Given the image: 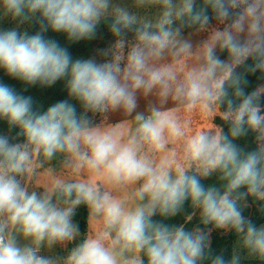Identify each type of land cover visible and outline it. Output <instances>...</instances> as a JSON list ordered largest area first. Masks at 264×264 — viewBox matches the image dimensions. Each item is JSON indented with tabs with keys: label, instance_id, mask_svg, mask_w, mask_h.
<instances>
[{
	"label": "clouds",
	"instance_id": "obj_1",
	"mask_svg": "<svg viewBox=\"0 0 264 264\" xmlns=\"http://www.w3.org/2000/svg\"><path fill=\"white\" fill-rule=\"evenodd\" d=\"M195 2L135 0L138 7L159 6L153 20L113 0H0V15L23 23L39 13L44 24L33 35L0 30V69L10 77L41 86L66 79L69 97L80 102L85 114L120 110L131 116L138 107L137 93L155 92L161 104L171 99L186 111L219 115L230 124L231 137L219 128L188 136L174 110L157 106H150L148 115L137 113L133 128H101L78 115L67 100L38 112L30 96L0 82V120L24 137L22 143H12L0 135V264H60L41 255V248L79 235L73 216L80 205L103 227L74 247L63 264H144V257L147 264H201L209 258L207 233L153 220L176 215L187 200L200 211L203 225L234 231L240 246L264 261V226L254 225L241 207L248 196L264 201V87L245 94L235 71L252 58L249 70L264 73V0H203L199 9ZM209 7L218 21L228 23L210 33L199 46L196 63L178 75L173 63L165 61L193 55L182 28L205 29ZM106 17H111L116 37L134 32L127 53L125 41L118 39L108 62L74 61L66 48L43 35L50 28L71 41L91 39ZM177 21L180 26L174 27ZM217 49L226 51L228 59H220ZM222 105L226 110L220 112ZM248 131L256 133L257 149L245 153L233 140ZM176 141H182L183 163L169 148ZM57 154L66 157L73 176L100 180L54 176L43 193L29 191L23 177ZM213 174L224 182L222 190L201 183ZM133 186L131 204L129 198L113 194ZM109 237L111 245L106 246ZM211 264H240V257L225 261L217 255Z\"/></svg>",
	"mask_w": 264,
	"mask_h": 264
},
{
	"label": "trees",
	"instance_id": "obj_2",
	"mask_svg": "<svg viewBox=\"0 0 264 264\" xmlns=\"http://www.w3.org/2000/svg\"><path fill=\"white\" fill-rule=\"evenodd\" d=\"M195 6L197 9L204 7L203 0H196ZM210 17L209 24L205 29H209L213 26L225 27V23L218 21L211 8H208ZM111 17H106L98 25L95 35L91 39H83L80 41H71L68 39L66 33L54 32L50 28L43 32L46 39L56 41L61 47L66 48L75 61L77 59L87 60L94 59L97 63H104L111 57L112 49L115 46L118 39L134 40V32L128 31L123 37H116L110 30ZM44 26L41 21L40 14L37 13L30 19L23 31L28 35L36 34L41 31ZM180 26V22L177 21L174 27ZM200 30L198 26H184L182 28L181 35L188 34L193 31ZM204 30V29H203ZM217 55L222 60H227L228 55L226 51L217 50ZM254 64L252 58H249L245 64L236 68V73L241 77L240 87L245 94H250L259 87H264V73L260 71L252 72L249 67ZM176 68H179L177 66ZM177 72V71H176ZM0 82L12 87L17 93L24 96H30L33 100V108L38 112L47 110L48 107L56 102L67 100L73 104L76 108L78 115H86L93 125H97L102 113H84V109L80 102L74 98L69 97L66 88V79L57 81L52 86L28 85L18 79L10 77L3 69H0ZM232 89H229L231 97ZM235 103L238 104L240 100L235 97ZM260 105L262 108V114H264V96L260 99ZM226 110V105H222L219 109L220 112ZM211 128H219L226 135H229L230 124L225 122L219 115L211 114ZM19 132L18 128H10L6 121L0 120V135H6L9 137L12 143H22L24 141L23 136H17ZM233 143L242 151L250 152L257 149L256 133L248 131L246 135H242L239 138L233 140ZM201 183L207 188L215 186L222 190L223 181L219 179V174H213L208 178H202ZM240 192H245L246 188H241ZM246 205V206H244ZM243 215L251 220V222L260 227L264 225V201L255 199L252 196H248L244 202H242ZM198 209L194 208L190 200L184 202L183 206L178 210L177 214L170 217H161L156 215L153 217L154 221L164 223L168 226L177 227L183 226L185 230H193L195 228H201L208 234L209 241V258L202 261L201 264H211V258L217 255H222L225 261H230L235 255V243L238 241L239 236L234 231H226L223 229H216L212 225H203L201 223L200 211L196 213ZM74 219L77 221L78 228L84 231L88 223V212L86 205L78 206L75 212ZM82 242L80 240L78 244ZM73 246V245H71ZM144 264H147V258L144 257ZM240 264H264L258 258H248L240 261Z\"/></svg>",
	"mask_w": 264,
	"mask_h": 264
},
{
	"label": "rangeland",
	"instance_id": "obj_3",
	"mask_svg": "<svg viewBox=\"0 0 264 264\" xmlns=\"http://www.w3.org/2000/svg\"><path fill=\"white\" fill-rule=\"evenodd\" d=\"M113 4L126 8L129 12L136 14L142 19L154 20V18L159 14L161 10L159 6L138 7L135 3V0H113ZM29 21L30 19L21 23L19 19H14L10 15H0V30L15 29L18 32H21ZM214 30H223V27L213 26L209 29L197 30L183 35L182 38L189 40L193 44V55L188 58H180L176 61H173L171 57H168L165 62L173 63L174 69L175 71H177V74L182 75L183 71L186 68L196 63V53L199 50V46L203 41L208 38L210 33ZM132 43H134V40L125 41V54L127 53L128 47ZM112 58L113 57L111 53V57L107 60V62L111 61ZM177 66H179V68H176ZM137 103L138 107L136 109V112H134L131 116H126L120 110L102 113L98 124L94 126L107 128L116 124H124L126 128H133L135 126L134 117L137 113H143L145 115H148L150 106H157L162 111L174 110L180 121L185 124V131L188 136L194 134L196 131L199 130H215V128H211L212 125L210 123V114H207L201 111L200 109L186 111L181 105L171 99H169L166 103L161 104L159 101V97L155 94V92L149 94L148 96H144L143 94L137 93ZM169 148L176 152L178 162L183 163L182 141H176L171 143L169 145ZM54 176H61L65 179H84L86 181L100 180L99 177L90 176L88 174H82L79 177L73 176L70 172V169L66 167V157L63 154H57L51 161H46L43 163L42 167L37 168L35 174L26 175L25 177H23V183L29 189V191L43 193L45 190V186L51 184ZM105 187L107 188L108 186L105 185ZM134 187L135 186L129 187L125 190L114 191L113 194L119 197L129 198V202L131 204L133 203L131 197L132 192L134 191ZM87 212V227L84 231L79 229V235L73 241L67 242L65 244H58L52 248L42 247L40 254L56 259L60 262V264H63L64 258H66L70 251L78 245V242L80 240L83 241L86 238L95 237L102 230L103 225L101 221L91 217L90 210L88 209V207ZM196 213H198V210L196 211ZM73 222L77 224V221L74 219V216ZM18 240L21 244L26 243L23 238H18ZM105 245H111V237L105 240ZM115 247L118 249L119 245H116ZM237 254L240 257V261H243L248 258H257L255 256L249 255L248 251L240 246L239 239L235 243V255ZM128 255L130 254L125 253V256Z\"/></svg>",
	"mask_w": 264,
	"mask_h": 264
}]
</instances>
